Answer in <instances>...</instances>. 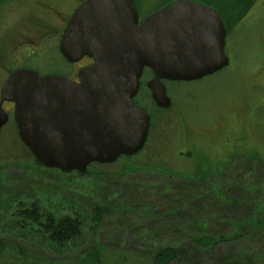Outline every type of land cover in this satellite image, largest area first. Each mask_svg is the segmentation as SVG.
<instances>
[{
  "label": "rangeland",
  "instance_id": "obj_1",
  "mask_svg": "<svg viewBox=\"0 0 264 264\" xmlns=\"http://www.w3.org/2000/svg\"><path fill=\"white\" fill-rule=\"evenodd\" d=\"M43 1L0 0V83L8 68L20 62L43 70L66 68L55 45L43 55L24 54L23 58L13 48L30 23L45 17ZM167 1L136 0L140 19ZM207 1L232 24L225 41L229 65L194 81H164L172 100L168 109L156 107L149 98L145 81L150 71L143 73L140 94L134 97L149 115L157 116L151 128L152 145L143 146L145 159L158 167L155 170L124 175L120 172L126 163L122 159L81 175L38 167L20 140L10 111L0 131V162L8 161L0 168L3 183L25 202L31 200L29 195H36L46 209L58 213H66L68 208L76 210L84 216L86 228L83 244L70 251L60 250L27 234L19 239L9 222L8 207L1 206L0 220H5L1 236L47 262L65 264L75 263L80 252L91 245L99 246L104 258L113 257L119 250L144 255L155 246L186 243L191 234L188 227L197 229L194 222L197 226L198 221H209L213 230L227 227L219 221L222 217H264V190L257 191L264 189V0ZM34 48L26 47L28 51ZM230 152L234 153L227 157ZM191 159L195 161L191 168L194 173L188 176L168 178L159 170L158 165L189 171L184 163ZM211 163L220 169L203 179L197 177V171ZM164 188L167 191L159 194ZM187 193L207 200L180 206V199ZM170 195L176 202L169 200ZM220 197L226 200L222 202ZM99 203H108L111 211L96 224L92 222V208ZM246 246L251 252L264 251V235L249 232ZM229 247L225 243L220 249ZM199 254L197 263H216L213 254Z\"/></svg>",
  "mask_w": 264,
  "mask_h": 264
},
{
  "label": "water",
  "instance_id": "obj_2",
  "mask_svg": "<svg viewBox=\"0 0 264 264\" xmlns=\"http://www.w3.org/2000/svg\"><path fill=\"white\" fill-rule=\"evenodd\" d=\"M227 24L212 5L171 0L139 19L135 0H83L64 26L59 50L68 62L87 56L75 82L30 68L12 71L0 88V130L12 102L17 134L33 162L85 173L139 152L150 117L133 101L144 68L151 98L169 108L164 80L194 81L229 64Z\"/></svg>",
  "mask_w": 264,
  "mask_h": 264
},
{
  "label": "trees",
  "instance_id": "obj_3",
  "mask_svg": "<svg viewBox=\"0 0 264 264\" xmlns=\"http://www.w3.org/2000/svg\"><path fill=\"white\" fill-rule=\"evenodd\" d=\"M207 1V0H204ZM210 3L209 1H207ZM220 11V10H219ZM226 20V19H225ZM228 32L232 24L226 20ZM157 117V116H154ZM154 117L150 115V130L148 139L144 147L152 145V124ZM145 149H142L138 153L131 156H122L115 162L110 164L91 163L88 165L85 173L91 172L93 169H100L108 165L118 164L119 160H124L126 163L120 169V172L124 171V175L129 173L137 172L138 170H149L153 171L156 165H151L147 162ZM29 155V152H27ZM234 152H230L226 156H232ZM145 156V157H144ZM253 158H257L252 153ZM146 160V161H145ZM195 161L191 159L189 163H184L186 168L168 169L167 167L159 166V170L167 175L168 178L194 173L191 170ZM8 161L0 162V168L6 165ZM218 165V163L216 164ZM39 167V166H38ZM214 168V163L207 165L206 168H202L198 172V176L203 179L207 174L216 173L220 167ZM43 168V167H42ZM56 170L58 169H49ZM78 175L82 173L72 172ZM184 173V174H183ZM9 184V183H8ZM7 184L3 183L2 175H0V207L7 206L10 212L9 222L12 223V230L14 234L20 239L24 235H30L37 237L42 242L55 246L58 249L70 251L80 244H83V235L85 233V218L76 210L67 209L66 213H58L50 209H46L42 204L35 198L36 195H29L31 200L25 202L20 194L13 192ZM10 185V184H9ZM255 186L251 188L252 192H255ZM264 189H257L261 191ZM167 188L159 191V194H164ZM212 191V189H211ZM212 192L215 193L213 190ZM167 193V192H166ZM218 194V193H217ZM169 195V194H168ZM35 196V197H34ZM220 197V201L226 200ZM169 200L176 202L173 195L169 197ZM207 197L194 196L187 193L186 198L180 199V206L187 204H193V202H204ZM172 204V203H171ZM93 217L92 222L96 224L100 222L104 214L111 211L110 207L105 203H99L93 206ZM198 221V220H197ZM223 225H227L226 228L218 229L210 227V222L198 221L196 226L197 229L189 228L191 234L186 243H173L165 244L162 246H155L152 250L147 251L144 255H133L130 252H124L119 250L113 252L109 256H102L101 248L99 246H89L80 252L78 260L74 263L66 262L65 264H199L196 261H200L199 253L213 254L216 260L215 264H264V251L263 250H251L246 246V237L249 232H255L264 235V217L246 216L243 219L236 220L232 217H222L219 220ZM5 223V220H0V227ZM219 223L220 225H222ZM3 227V226H2ZM186 228V227H183ZM249 231V232H247ZM229 244V249H220L222 244ZM231 243V244H230ZM237 246L239 248H232ZM218 248V249H217ZM33 253V252H32ZM30 253L25 247L16 246L14 243H10L8 239L4 238L0 234V264H56L55 262H47L45 258L36 257V255ZM107 255H110L105 251ZM113 259V260H112ZM201 264V263H200Z\"/></svg>",
  "mask_w": 264,
  "mask_h": 264
},
{
  "label": "flooded vegetation",
  "instance_id": "obj_4",
  "mask_svg": "<svg viewBox=\"0 0 264 264\" xmlns=\"http://www.w3.org/2000/svg\"><path fill=\"white\" fill-rule=\"evenodd\" d=\"M82 1L83 0H44L42 3L44 6L45 17L41 16V18H38L37 23H30L29 26L26 27L28 29H25L21 33L20 38L15 40V44L13 48L17 50L16 55L19 58L21 57L23 58L24 54L28 57H35L38 54L43 55L42 53L50 45H55L57 50L59 51V40H60L62 30L64 26L66 25L67 20L71 12L73 11V9ZM27 46L29 47L35 46V48L33 51L31 50L28 51V49H26ZM64 62L66 63V68H64L63 70H56L53 67L43 70L38 65L30 67L20 62L19 65H14L15 67L8 68L9 73L5 76L3 81L15 69L26 67V68H31L37 71L39 75L60 74V75H63L69 78L72 81L78 82L79 81L78 70L82 66H85L91 63L92 59L88 58L87 56H84L77 62L71 63L65 60ZM149 74H151L150 78H152L153 74L151 72ZM141 77L143 78V74ZM142 78H140V86H139V90L137 94H140V91H141L140 90L141 83H143L141 80ZM3 81L0 83V88H1ZM146 82L147 81H145V85H146ZM147 91H148V95H149L151 102L154 104L153 100L151 99L150 91L148 89ZM2 106L8 113H10V111L13 110L12 102L4 101ZM170 107H172V104ZM8 108H10V110H8Z\"/></svg>",
  "mask_w": 264,
  "mask_h": 264
}]
</instances>
